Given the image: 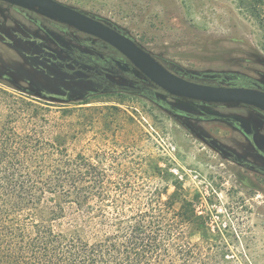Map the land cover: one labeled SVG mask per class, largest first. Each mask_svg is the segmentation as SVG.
I'll use <instances>...</instances> for the list:
<instances>
[{"label": "rangeland", "instance_id": "374dc122", "mask_svg": "<svg viewBox=\"0 0 264 264\" xmlns=\"http://www.w3.org/2000/svg\"><path fill=\"white\" fill-rule=\"evenodd\" d=\"M57 1L187 79L264 89L261 32L235 0ZM5 101L43 107L47 137L67 135L71 152L100 157L123 182L178 186L204 219L191 239L214 244L220 262L264 264L261 109L173 96L101 39L0 0V127Z\"/></svg>", "mask_w": 264, "mask_h": 264}, {"label": "trees", "instance_id": "16d2710c", "mask_svg": "<svg viewBox=\"0 0 264 264\" xmlns=\"http://www.w3.org/2000/svg\"><path fill=\"white\" fill-rule=\"evenodd\" d=\"M235 1L264 49V0ZM5 102L0 264H224L214 244L191 239L204 219L180 200L177 185L169 194L168 185L123 182L100 157L71 152L67 135L47 137L43 107Z\"/></svg>", "mask_w": 264, "mask_h": 264}, {"label": "water", "instance_id": "95a60500", "mask_svg": "<svg viewBox=\"0 0 264 264\" xmlns=\"http://www.w3.org/2000/svg\"><path fill=\"white\" fill-rule=\"evenodd\" d=\"M95 36L121 52L151 82L169 94L207 104L241 103L264 111V89L200 83L176 74L132 38L57 0H3Z\"/></svg>", "mask_w": 264, "mask_h": 264}, {"label": "flooded vegetation", "instance_id": "af4514ba", "mask_svg": "<svg viewBox=\"0 0 264 264\" xmlns=\"http://www.w3.org/2000/svg\"><path fill=\"white\" fill-rule=\"evenodd\" d=\"M56 21V20H55ZM60 23V22H59ZM63 24V23H62ZM66 25V24H65ZM68 26V25H67ZM70 27V26H69ZM73 28V27H72ZM75 29V28H74ZM77 30V29H76ZM79 31V30H78ZM95 37V36H94ZM97 38V37H96ZM99 39V38H98ZM103 41V40H102ZM105 42V41H104ZM105 43H107V42H105ZM108 44V43H107ZM110 45V44H109ZM111 46V45H110ZM112 48H114V47H112ZM115 49V48H114ZM117 50V49H116ZM123 55V54H122ZM123 57H125L124 55H123ZM126 58V57H125ZM127 59V58H126ZM128 60V59H127ZM129 61V60H128ZM133 65V64H132ZM147 78V77H146ZM153 83V82H152ZM254 88H256V87H254ZM260 89V88H259ZM165 91V90H164Z\"/></svg>", "mask_w": 264, "mask_h": 264}]
</instances>
